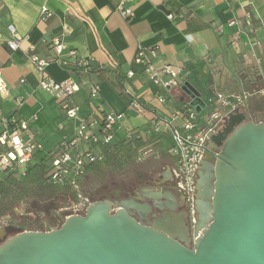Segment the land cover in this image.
Wrapping results in <instances>:
<instances>
[{
  "label": "crops",
  "instance_id": "0c3cea01",
  "mask_svg": "<svg viewBox=\"0 0 264 264\" xmlns=\"http://www.w3.org/2000/svg\"><path fill=\"white\" fill-rule=\"evenodd\" d=\"M119 5L131 13L122 15ZM44 13L50 14L43 18ZM167 13L182 16L168 19ZM248 13L251 25L246 23ZM232 21L236 23L230 24ZM9 25L20 39V47L15 50L5 42ZM55 37L62 38L64 48L45 71L56 81L78 84L79 90L71 100L78 105L80 116L100 119L105 113L124 111L130 128H144L154 115L180 125L174 115L182 102L175 101L170 91L164 104H153L155 86L147 81L142 65L133 62L136 50L154 47V64L181 66L182 77L207 101L211 88H233L239 77L253 75L255 61L259 62L264 50V0H0V66L8 83L7 95H0V128L3 119L10 116L27 120L42 145L35 152L37 160L54 153L60 141L70 138L74 124L65 118L58 100L40 88V74L26 55L33 45L39 56H54L51 42ZM82 63L86 67L97 63L109 72L134 70L136 76L124 85L142 102L143 111L128 108L129 94L118 96L108 82H99ZM261 79L244 83L260 88L255 84ZM149 84L153 88L151 96L146 90ZM92 86H97L96 98L89 96ZM263 95L251 99L250 110ZM132 116L142 118V124L134 125ZM122 127L120 137L130 129L123 122ZM160 163L146 172L165 168L163 179H171V160L162 159ZM160 181L143 187V195L160 191ZM156 198L160 203L165 201L161 196ZM151 216L149 213L147 218Z\"/></svg>",
  "mask_w": 264,
  "mask_h": 264
},
{
  "label": "water",
  "instance_id": "95a60500",
  "mask_svg": "<svg viewBox=\"0 0 264 264\" xmlns=\"http://www.w3.org/2000/svg\"><path fill=\"white\" fill-rule=\"evenodd\" d=\"M181 88L199 112L198 91ZM223 133L219 153L197 171L193 246L171 193L155 194L165 202L151 219L139 197L103 198L55 228L5 238L13 227L0 225V264H264V108L256 121L231 115Z\"/></svg>",
  "mask_w": 264,
  "mask_h": 264
},
{
  "label": "built area",
  "instance_id": "2783aa9c",
  "mask_svg": "<svg viewBox=\"0 0 264 264\" xmlns=\"http://www.w3.org/2000/svg\"><path fill=\"white\" fill-rule=\"evenodd\" d=\"M118 10L124 16L129 15L130 9L121 5ZM44 12V11H43ZM50 13H44L43 18ZM168 19L181 14L167 13ZM236 21L230 22V24ZM246 23L251 25L249 13ZM9 37L5 40L11 50L20 47V39L16 36L12 25L8 26ZM254 45L259 46V42ZM55 53L51 57H41L33 51V45L26 50L27 58L40 74L39 86L42 90L52 94L59 102L61 111L66 119L74 122L72 135L58 144L54 153H48L36 160V151L42 148L30 128V123L21 118L10 116L3 119L0 128V174L5 171H17L22 175L34 162L42 160L50 161L49 180L55 186H68L75 193V200L64 208H60L55 216V223L48 229L61 224L67 215L84 214L86 207L92 202L81 192V183L89 163L102 161L103 156L96 152L99 145L113 144L122 130V121L125 112H108L100 119L86 118L79 115V107L71 100V96L79 90V86L73 81H56L46 74V66L58 60L64 44L62 38L55 37L51 42ZM74 51L70 54L74 56ZM156 49L154 47H140L133 57L134 63L142 65V72L147 81L155 86V96L158 102L164 104L170 98V91L181 88L187 82L182 77L181 66L163 63L154 64ZM66 61H64L65 63ZM85 68L86 63H82ZM128 80L133 79L135 71L129 69L126 73ZM23 79L20 80L22 82ZM126 84V83H125ZM255 85L260 88L248 87L242 80L237 79L233 88L213 87L209 91L204 107L197 112L190 100L180 103L175 117L180 119V125L172 124V121L159 118L154 115L150 120V130L156 133H166L169 141L165 147L152 150L151 147L140 152L138 157L154 159H170L171 178L176 181L177 190L183 195L186 203L185 224L188 228L190 245L193 246L199 236L197 231L198 214L196 210V179L200 163L207 152L213 151L212 137L226 127L231 115H250L249 104L253 97L264 93V78ZM126 89V88H125ZM127 107L141 113L144 105L138 97L129 92ZM8 83L2 74L0 66V95L6 96ZM90 98L98 96L97 86L90 87ZM35 118V115H33ZM248 119V118H247ZM146 129V127L144 128ZM143 130V129H140ZM124 138L130 136V131L124 130ZM26 230V229H23ZM46 230V229H45Z\"/></svg>",
  "mask_w": 264,
  "mask_h": 264
},
{
  "label": "trees",
  "instance_id": "16d2710c",
  "mask_svg": "<svg viewBox=\"0 0 264 264\" xmlns=\"http://www.w3.org/2000/svg\"><path fill=\"white\" fill-rule=\"evenodd\" d=\"M88 72L97 80L106 81L115 90L118 96L127 95L124 83L127 81L125 73L121 69L108 71L99 64H88ZM238 79L246 82L245 79ZM258 80V79H256ZM247 85V84H246ZM129 137L118 136L113 144L99 145L95 150L103 156L102 161L89 163L86 166L85 176L101 173L105 167H129L136 162L140 152L151 147L157 150L165 147L169 141L166 133H156L150 130V124L146 129L130 128ZM50 161L42 160L34 162L28 169L19 175L17 171H5L0 174V210L1 212L16 201L33 198L36 200H48L56 195H64L75 199L74 191L68 186H55L49 180ZM84 176V177H85ZM84 179V178H83ZM83 181V180H82ZM70 200V201H72ZM60 225V224H59ZM57 225V226H59ZM39 228V227H38ZM38 228H35L36 230Z\"/></svg>",
  "mask_w": 264,
  "mask_h": 264
},
{
  "label": "rangeland",
  "instance_id": "374dc122",
  "mask_svg": "<svg viewBox=\"0 0 264 264\" xmlns=\"http://www.w3.org/2000/svg\"><path fill=\"white\" fill-rule=\"evenodd\" d=\"M255 63V69L252 70L253 75L244 78L245 80L251 81L264 78V50L260 54L259 62L255 61ZM146 87L147 89H145L147 90L148 95L151 96L150 92L153 91L152 85L149 84ZM171 94L177 102H184L186 99L189 100L182 88L172 89ZM152 102L155 106L161 105V103L154 98ZM130 118L134 125L142 124V118H139L138 116H132ZM122 122L126 127H132L131 124L128 123L127 119H124ZM145 127L146 126H144V128ZM35 159L37 160V157ZM160 161L162 160L154 159L152 157H137L136 162L131 164L129 167H105L99 174L94 173L84 177L81 183V192L92 201L103 199L107 195H113L116 191L121 189V180L123 178L129 177L131 178L130 180L136 181L137 176L141 172L143 175H146V171L148 172L151 170L152 166L157 163L160 165ZM160 170L161 168L154 170L153 173L158 174ZM70 200H72L71 196L66 197L64 195H56L51 199L42 201L33 198H26L16 201L12 205L8 206V208L5 207L2 212L0 210V214L2 213L0 216V225L4 224L5 226L13 227V230L7 231L5 238L17 232L20 229L19 225L36 228H42L45 226L49 228L50 225L55 223V216L57 215L59 209L69 206L75 199L72 201Z\"/></svg>",
  "mask_w": 264,
  "mask_h": 264
},
{
  "label": "flooded vegetation",
  "instance_id": "af4514ba",
  "mask_svg": "<svg viewBox=\"0 0 264 264\" xmlns=\"http://www.w3.org/2000/svg\"><path fill=\"white\" fill-rule=\"evenodd\" d=\"M259 101H260V103L257 101L252 103L253 104V106H252L253 110H250L251 113L247 117L248 119L256 121L259 118L263 117L264 95L262 97H260ZM256 104H258V106H255ZM230 126H227V127L229 128ZM223 132H224V129L217 134V136H218L217 139L212 142L213 151L206 153L204 155V157L206 156L205 159L203 160L204 162L210 164L213 160L212 159L213 154L219 153L221 146H222L221 138L223 136H225V133H223ZM165 171H166V169L163 168L160 170V172L158 174L146 172V175H143V173L141 172L137 176L136 181L130 180L131 178H129V177L123 178L121 180V184H122L121 189L119 191H116L113 195H107L104 198H111L112 200H115V199H117V200H128L131 198L139 197V198H141L140 202H146L147 204L150 205V207H151L150 213L152 215H159L162 212V210L159 208L160 202L157 200L155 193H160L161 195H165V193L169 192L177 199V203H178L177 212L183 216L184 222H185V218H186L185 199H184L183 195L177 190L176 181L174 179H172V178L171 179H163V178H165V173H166ZM160 179L163 180L162 183H161V181L159 182L161 184L160 186H162L159 189L160 191H156L154 193L153 192L149 193L150 194L149 196H144L143 194L146 192H145L143 187L152 186V185L156 184ZM161 198H163V197H161ZM134 214H136L135 211H134ZM1 215H2V213L0 214V216ZM19 228L20 229H26V230H35L36 227H31V226L26 227L24 225H19ZM47 228L48 227L44 226V227L38 228V229L44 230Z\"/></svg>",
  "mask_w": 264,
  "mask_h": 264
}]
</instances>
